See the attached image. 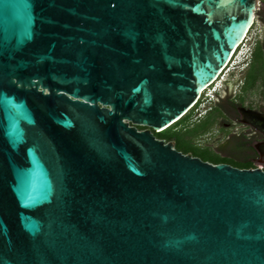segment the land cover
Instances as JSON below:
<instances>
[{
    "label": "water",
    "instance_id": "water-1",
    "mask_svg": "<svg viewBox=\"0 0 264 264\" xmlns=\"http://www.w3.org/2000/svg\"><path fill=\"white\" fill-rule=\"evenodd\" d=\"M259 7L0 0V264H264V169L153 132L217 80Z\"/></svg>",
    "mask_w": 264,
    "mask_h": 264
},
{
    "label": "flooded vegetation",
    "instance_id": "flooded-vegetation-1",
    "mask_svg": "<svg viewBox=\"0 0 264 264\" xmlns=\"http://www.w3.org/2000/svg\"><path fill=\"white\" fill-rule=\"evenodd\" d=\"M259 18L263 33L256 41V43L259 44V48L257 44L255 47L258 54L263 55V58L256 60L250 58L246 62L243 78L240 79L238 83H231V85L226 83L225 89L221 92H216L215 95H213L214 104L212 106L217 107L223 114L218 117V120H220L221 123L225 120L223 122L224 129H232L225 139L226 142L234 143L232 146L234 148L233 152L238 155H236L237 157L232 156V158L238 159L241 157V161H252L253 163H255V161L264 163V155H261L256 147L257 144L264 143V134L251 125L242 122L239 109L240 107H244L264 114V12ZM247 76H255L258 79H256L254 84L253 82L247 84L245 81V77ZM234 86L237 88H234ZM256 88H258L257 93ZM165 141L168 142L167 139H165ZM169 141H173L176 145L175 140Z\"/></svg>",
    "mask_w": 264,
    "mask_h": 264
},
{
    "label": "rangeland",
    "instance_id": "rangeland-1",
    "mask_svg": "<svg viewBox=\"0 0 264 264\" xmlns=\"http://www.w3.org/2000/svg\"><path fill=\"white\" fill-rule=\"evenodd\" d=\"M261 6L260 9L257 10V17L255 19L254 24L250 28L249 32L247 33V36L245 40L242 42V44L237 48L235 54L233 55L230 63L228 66L222 71L218 79L212 83L208 88L205 89V91L202 93L200 103L198 104V108L194 109L191 112L189 123L197 121L199 118H201L206 111L213 106L214 104V96L216 92H221L223 89H225L226 83L228 85L231 83H238L240 79L243 78L244 74L243 71L246 67V62L251 57V51L253 50V46L260 35H262V26L259 16L264 12V0H260ZM259 15V16H258ZM234 88H237L234 86ZM256 93L258 91V88H256ZM220 117V116H219ZM225 120H223L224 122ZM222 122V123H223ZM220 120H217L215 124L205 133L198 135L194 138V141L192 140H182L181 144H184V146H198L199 147H209L210 150L216 151L224 156H235L238 154H235L233 151V144L231 142H226V137L229 134L231 130L224 129V123L222 124ZM146 128V126H144ZM214 149V150H213ZM207 150V149H206ZM241 160V157L238 158ZM257 167L264 168V163H261L259 161H255L254 163Z\"/></svg>",
    "mask_w": 264,
    "mask_h": 264
},
{
    "label": "trees",
    "instance_id": "trees-1",
    "mask_svg": "<svg viewBox=\"0 0 264 264\" xmlns=\"http://www.w3.org/2000/svg\"><path fill=\"white\" fill-rule=\"evenodd\" d=\"M256 42L253 46L252 50V55L251 58L256 60L259 58H263V55L258 54L257 49H256ZM259 48V44H257ZM245 81L247 84L249 82H254L256 81L255 76L250 77L247 76L245 77ZM200 103V100L193 106L182 118H180L178 121H176L174 124L169 126L168 128L162 130V131H153L154 134L158 138H165L168 141L169 140H175L176 145L175 147L182 151L183 153H191L193 156H199L203 160L212 162V163H229L233 166H237L240 168H254L257 167L252 161H241L238 159H234L230 156H224L218 152L210 150L209 147H199L195 145L193 146H184L182 143V140H193L194 138L197 137L198 135H201L205 132H207L218 120V117L223 115L220 110L217 107H210L206 113L199 118L197 121L189 123L190 115L191 112L198 106ZM139 129H144V126H138ZM207 149V150H206ZM264 169V168H263Z\"/></svg>",
    "mask_w": 264,
    "mask_h": 264
},
{
    "label": "bare ground",
    "instance_id": "bare-ground-1",
    "mask_svg": "<svg viewBox=\"0 0 264 264\" xmlns=\"http://www.w3.org/2000/svg\"><path fill=\"white\" fill-rule=\"evenodd\" d=\"M238 47H239V46H238ZM238 47H237V48H238ZM237 48H236V50H237ZM236 50L234 51V54H235ZM234 54H233V55H234ZM233 55H232V57H233ZM231 59H232V58H231ZM230 61H231V60H230ZM229 63H230V62H229ZM227 66H228V65H227ZM227 66H226V67H227ZM217 79H218V78H217ZM207 88H208V87H207Z\"/></svg>",
    "mask_w": 264,
    "mask_h": 264
},
{
    "label": "built area",
    "instance_id": "built-area-1",
    "mask_svg": "<svg viewBox=\"0 0 264 264\" xmlns=\"http://www.w3.org/2000/svg\"><path fill=\"white\" fill-rule=\"evenodd\" d=\"M204 91H205V90H204ZM204 91H203V92H204ZM201 96H202V95H201ZM200 99H201V97L199 98V100H200ZM194 106H195V105H194Z\"/></svg>",
    "mask_w": 264,
    "mask_h": 264
},
{
    "label": "clouds",
    "instance_id": "clouds-1",
    "mask_svg": "<svg viewBox=\"0 0 264 264\" xmlns=\"http://www.w3.org/2000/svg\"><path fill=\"white\" fill-rule=\"evenodd\" d=\"M251 58V57H250Z\"/></svg>",
    "mask_w": 264,
    "mask_h": 264
}]
</instances>
